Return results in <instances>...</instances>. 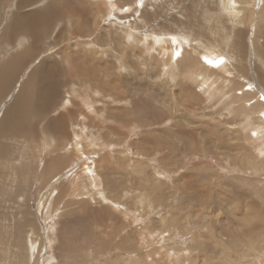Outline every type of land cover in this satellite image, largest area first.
Listing matches in <instances>:
<instances>
[{"label": "rangeland", "instance_id": "374dc122", "mask_svg": "<svg viewBox=\"0 0 264 264\" xmlns=\"http://www.w3.org/2000/svg\"><path fill=\"white\" fill-rule=\"evenodd\" d=\"M218 1H59L62 17L37 28L30 61L58 64L59 97L43 106L45 120L24 119L34 134H0L14 156L0 158V264H264V122L247 126L248 105L233 102L234 84L241 97L255 91L264 106V66L254 53L264 48V0H231L239 25ZM10 2L1 15L19 6ZM77 25L83 32L74 34ZM236 29L245 32L238 62L225 53L237 49ZM0 46H9L1 35ZM204 49L247 74L222 73ZM84 52L105 66L92 82L77 69L89 60ZM185 57L188 66L179 65ZM199 72L212 76L218 93L193 78ZM56 117L66 119V132L54 135L45 124ZM83 122L79 152L73 140ZM65 153L66 162H51ZM85 165L99 177L95 190L82 178Z\"/></svg>", "mask_w": 264, "mask_h": 264}, {"label": "bare ground", "instance_id": "6f19581e", "mask_svg": "<svg viewBox=\"0 0 264 264\" xmlns=\"http://www.w3.org/2000/svg\"><path fill=\"white\" fill-rule=\"evenodd\" d=\"M6 1L7 2H9V4L8 5H10L11 4V2H10V0H0V9L1 10H3V8H7L8 7V5H7V3H6ZM35 0H19V2H18V7L14 10V13L13 12H11V13H9V15H7V16H5V15H1L2 16V20H0V25H3L4 27H3V30L4 31H6L9 35H12V40L15 42V43H17V45H15V46H13V48H14V52H13V54L12 55H10L9 57H8V60H9V64L7 65V54L6 53H3L2 54V57L0 56V59H2V60H0V69H3L4 67V69L2 70V71H6L5 73H7L9 76H11V75H13L16 71H17V69H20L21 67V71L17 74V76H19L18 78H19V80L21 79L20 78V75L22 74V71H24V73H27V72H32L31 70L33 69L34 71H35V66H38V65H35V63H33V61L35 60L34 58H36V57H34L33 59H31L32 58V56H36L37 54H38V52L35 54V50H33V48H35V47H37L38 46V43L40 42V38L42 37L41 36V34H40V32H39V34H38V29L37 28H39L41 25H47V24H45V23H43L44 21H48V23L50 22V24H52V22H54V21H57V19L58 18H61L62 17V12H60L61 10H62V7L61 6H59V1L60 0H46L45 1V4H44V6L41 8V9H37V11H27V12H25V11H21V7H23V5H29V4H31V3H33ZM103 1H105V3L106 4H108V1H110V5H114V3H115V0L113 1V0H103ZM233 1V0H232ZM232 1L231 0H220V4L222 5V7H223V5L225 4L226 5V7L228 8H230V12H231V15L233 16V19L235 18H237V20H238V17H237V12L233 9V7H234V5H235V3H236V1L234 0V2L232 3ZM217 2H219L218 0H217ZM44 3V2H43ZM238 3H240L239 1H238ZM218 4V3H217ZM32 5V4H31ZM225 5H224V7H225ZM237 5V4H236ZM235 5V6H236ZM76 6V5H75ZM218 6H219V4H218ZM218 6H217V8H218ZM244 6V8H246V7H249V5L247 4V5H243ZM61 7V8H60ZM131 7V6H130ZM77 8V10H79V12L81 11L80 10V8L79 7H76ZM236 8H238V5L236 6ZM113 9V8H112ZM215 9H216V7H215ZM242 9H243V7H242ZM116 11H117V9H115ZM250 10V9H249ZM248 10V11H249ZM7 11V10H6ZM65 11H67V10H65ZM250 12V11H249ZM251 13V12H250ZM70 14V13H69ZM64 15V14H63ZM246 15V14H245ZM10 16V17H9ZM60 16V17H59ZM81 16V15H80ZM4 20V21H3ZM37 21H41V22H37ZM242 22V20H238V24L237 25H239L240 23ZM84 23H86V22H84ZM49 24V25H50ZM53 25V24H52ZM237 25H233V27H235V26H237ZM48 26V25H47ZM87 25H85V27H86ZM90 27H91V25H90ZM232 26H231V28H233ZM83 26L81 25V26H79V25H77L76 26V29H75V31L73 32L74 34L75 33H79V32H83ZM234 29V28H233ZM3 30H1L0 32L2 33L3 32ZM41 30V29H40ZM87 31V30H86ZM244 30L243 29H236V31L234 32V34H233V36L234 37H236L237 39H236V42H235V44H234V46H233V48L234 49H236L235 50V53H234V51L233 50H231V51H229V52H225V53H227V55L230 53V54H232L233 55V58H234V60H235V62H238V56H239V58L241 57V56H243V54H241V50H242V47H243V44H244V41H243V39H244ZM24 35V36H29L30 38H31V42H32V44L30 45V46H28L27 47V44H26V42H27V40H26V38L25 37H21V35ZM42 34H44L45 35V32L44 33H42ZM151 37V36H150ZM155 37V36H154ZM171 37V36H170ZM169 37V38H170ZM5 39V38H4ZM155 40H156V42L158 43V45L160 44H162L161 43V40L162 39H160V36L159 37H155L154 38ZM153 39V40H154ZM173 39H175L174 40V42H176V40L178 39V40H180V38H178V37H173ZM25 40H26V42H25ZM169 40V39H168ZM12 41V42H13ZM14 42H13V44H14ZM178 42V41H177ZM28 43V42H27ZM171 43V42H170ZM178 44V43H177ZM87 45V44H86ZM159 45V46H160ZM180 45V44H179ZM245 46V45H244ZM6 47V46H5ZM219 47V46H218ZM1 48V47H0ZM9 48H12L11 46H9ZM8 48V49H9ZM162 49H163V47H161ZM172 48V47H171ZM225 48V47H224ZM194 49V48H193ZM11 50V49H10ZM171 50V49H170ZM176 50H177V46H176ZM179 50V49H178ZM186 50V49H185ZM205 50V49H204ZM204 50H202V51H204ZM221 50H223V49H221ZM193 51H195V50H193ZM256 51V49L254 48V53L255 54H257L256 56H258V60L260 61L259 63H260V65H263L264 66V48H257V51ZM163 52H166V49L163 51ZM215 52V51H214ZM223 52H224V50H223ZM91 52H89V54H88V52H84V53H82L83 55H81V56H83V58L85 57V56H87V54H88V58H89V55L92 57V55L90 54ZM167 53H170V51L169 52H167ZM173 53V52H172ZM175 53V52H174ZM67 54V53H66ZM77 54V53H76ZM182 55V54H181ZM202 55V54H201ZM204 55H205V58H207V60H211V61H213V62H218V61H220V59L221 58H223V63H220L219 64V66H218V68L220 67V69L219 70H222L223 72L222 73H227V74H231V75H236V72H235V70L236 71H239V72H241V74L243 73V74H247V72L248 71H246V70H244L245 68L242 66V65H240L238 68L235 66V68H232L233 69V71L232 70H230L229 69V67H227L228 65H227V62H228V60H227V58L225 57V56H223L222 54H221V56H219V54H214L213 53V51H209L208 49H207V51L205 50L204 51ZM102 56V55H101ZM187 56V55H186ZM191 56V55H190ZM190 56H189V58H190ZM204 57V56H203ZM187 57H185V58H181V60H179L178 61V64L180 65V61H183L185 64H186V66H188V62L187 61H189V59H186ZM87 59V58H86ZM85 59V62H79V65L77 66V69L80 71V70H84V71H86V77L84 78V79H86L85 81H87V82H89L90 80H91V82H92V80H94V78L96 77V74H95V72L97 71V72H100V70L101 71H104V68H105V66H104V64L103 63H99V64H103V66H98V62L99 61H101V60H99V59H93V58H89V60L87 59L86 60ZM228 59H230V57L228 58ZM31 60H33L32 62H30ZM53 60V59H52ZM70 60V59H69ZM4 61V62H3ZM175 61V60H174ZM173 61V62H174ZM229 61H231V59L229 60ZM46 61H43V62H41V65L40 66H42V67H44V69H49L50 71L51 70H54L55 71V69H58V64H54V62L53 61H50V62H48V63H45ZM56 62V61H55ZM97 62V63H96ZM22 63H23V66H22ZM25 63V64H24ZM27 63V64H26ZM188 63V64H187ZM175 64V63H174ZM11 65V66H10ZM6 66H10V67H6ZM60 66V65H59ZM80 66V67H79ZM83 66V67H82ZM107 66V65H106ZM206 66V65H205ZM12 67H14V69H13V74L12 73H10L9 72V70H8V68L10 69V68H12ZM76 68V67H75ZM107 68V67H106ZM206 68V67H205ZM28 69V70H27ZM39 69V68H38ZM42 69V68H41ZM43 69V70H44ZM204 69V68H203ZM235 69V70H234ZM27 70V71H26ZM72 70V69H71ZM257 71H262V69L260 68V66L259 67H257V69H256ZM89 71H90V74L88 75V73H89ZM171 71V70H170ZM183 71H185L184 70V67H183ZM187 71V70H186ZM62 72V71H61ZM77 72V71H76ZM88 72V73H87ZM263 72V71H262ZM73 73V72H72ZM175 73V72H174ZM186 73V72H185ZM199 73H201V75H198V76H193V78L194 79H198V80H200V82L199 83H201V84H203L205 87H207L208 89H210L209 91V93L211 94V95H215V92H217L218 91V88H216L217 87V85L216 86H214L216 89H217V91L215 90V88L213 89V85H211V83L213 84L214 82L213 81H210L211 80V78H212V76L211 75H209L208 74V72L207 73H202V72H199ZM16 74V73H15ZM80 74V73H79ZM78 74V75H79ZM83 74V73H82ZM182 74H184L183 72H182ZM197 74V73H196ZM43 75V74H42ZM53 75V74H52ZM185 75H187V73L185 74ZM230 75V76H231ZM57 76H59V74L57 75ZM80 76V75H79ZM211 76V77H210ZM47 77V76H46ZM99 77H101V76H99ZM234 77V76H233ZM3 78V75H2V72H0V80ZM24 78V77H23ZM50 79H51V77H49ZM34 79V78H33ZM196 79V80H197ZM22 80V79H21ZM57 80V79H56ZM101 80V79H100ZM226 81V79L225 78H223V81ZM17 82H19L18 80H16ZM62 81V80H61ZM232 81V79L230 80V82ZM26 82V81H25ZM37 82H38V80H37ZM86 82V83H87ZM98 82V81H97ZM59 83V82H58ZM225 83H227V82H225ZM261 83L264 85V78L262 79V81H261ZM45 84V83H44ZM98 84V83H97ZM30 86V85H29ZM60 86V85H59ZM227 86H229V85H227ZM3 87V86H2ZM43 87V86H42ZM102 87V86H101ZM106 87V86H105ZM204 87V88H205ZM225 87V86H224ZM34 88V87H33ZM18 89V88H17ZM80 89V88H79ZM103 89V88H102ZM101 89V90H102ZM233 89L236 91V93L234 94V95H237V97H233V102H235V103H237V104H239L240 106H242L244 103L245 104H247L248 105V107H247V111H248V113H249V115H246V117H248V119L247 120H249L248 121V123H247V126H249V127H253V125H252V122H260V121H263L264 122V117L263 116H261V114H264V106H262V103H258L257 102V94H256V92L255 91H249V95H247V96H245L244 97V94H243V97H241L242 95L239 93V91H238V87H237V85H234L233 84ZM250 89V88H249ZM248 89V90H249ZM252 89V88H251ZM51 90H52V88H51ZM92 90V89H91ZM104 90V89H103ZM232 90V89H231ZM233 91V90H232ZM0 92H1V90H0ZM13 92V91H12ZM21 92V91H20ZM85 92V91H84ZM220 92H222V91H220ZM238 92V93H237ZM6 93V92H5ZM22 93V92H21ZM37 93V92H36ZM57 93V92H56ZM121 93V92H120ZM218 93V92H217ZM242 93V92H241ZM248 93V92H247ZM3 94V93H2ZM34 94V93H33ZM91 94V93H90ZM90 94H89V96H90ZM233 94V92L231 93V95ZM38 95V94H37ZM53 95V94H52ZM52 95H50V92L48 93V99L46 98V94H44V98H41V101H37L36 103H33L32 104V108L34 109V110H41L42 111V113L41 114H39L38 115V117L40 116V115H42V116H44L43 118H44V120L46 119L45 117H47V113L46 112H44V110H43V106L45 105V104H47V105H53L54 104V102L52 103V98L50 97V96H52ZM81 95H84L85 97H87V95L85 94V93H81ZM96 95V94H95ZM224 95V94H223ZM41 96V95H40ZM58 96V95H57ZM123 96V95H122ZM239 96V97H238ZM23 97V96H22ZM39 97V96H38ZM37 96H36V98H38ZM75 97V96H74ZM92 97V96H91ZM211 97V96H210ZM251 98H253L254 99V101H252L251 100ZM81 100H83L84 102H86L87 100H86V98H80ZM91 99V98H90ZM36 100V99H35ZM225 100V99H224ZM8 101V100H7ZM7 101L5 102V103H3V106H4V108L3 109H0V116H2V118H1V123H0V134H1V136L2 135H6V134H9L10 136H12L13 134L12 133H10V131H13V133H16V132H20V134H23V133H30L29 132V129L31 130L32 129V124L31 125H29L30 127H29V129H28V125L26 124V121L24 122L23 121V123L21 122V121H19L17 118H15V117H22V116H24L25 114H26V111H27V107L28 106H22V107H19V106H16V105H13V106H11V107H9V104H7ZM45 102V103H44ZM84 102H83V105H85L84 104ZM91 102V101H90ZM232 102V101H231ZM230 102V103H231ZM37 103H39V104H37ZM90 105H91V103H89ZM242 104V105H241ZM19 105V104H18ZM27 105V104H26ZM88 105V104H87ZM236 105V104H235ZM2 107V106H1ZM29 108V109H32V108ZM88 107H86V109H87ZM239 108V107H238ZM29 109H28V111H29ZM89 109V108H88ZM247 113V112H246ZM247 113V114H248ZM97 115V114H96ZM30 116H31V114H30ZM99 116V114L97 115V117ZM25 117V116H24ZM110 117V116H109ZM118 117L120 118V120L122 121L123 119H121V116L118 114ZM60 118V117H59ZM59 118H53V120H52V123L53 124H49V125H46L47 124V122L46 121H44V122H46V124H45V128H46V130H48L49 132H53V133H51V134H59V132H61V128H63L64 130L66 129V126L64 125L66 122H65V120L66 119H64L63 117H62V119L64 120H59ZM106 118V117H105ZM38 119V118H37ZM57 119V120H56ZM101 119V118H100ZM24 120V119H23ZM70 120V119H69ZM103 120V119H102ZM106 120V119H105ZM104 120V121H105ZM109 119H107L106 120V122L108 121ZM13 121H15V122H13ZM38 121V120H37ZM50 121H51V119H50ZM96 121V120H95ZM118 121V120H117ZM125 121V120H124ZM124 121H122L123 123H124ZM28 122V121H27ZM101 122V121H100ZM31 123V122H30ZM37 123V122H36ZM103 123V122H102ZM119 123V122H118ZM85 124H87V123H84L83 122V124L81 123V124H79V126H80V128H78L79 130L77 131V133L80 131V129H81V131H80V133H76V135H75V137H74V148H75V150L76 151H81V143L79 142V141H83L84 140V138H85V136H84V132L86 131L85 129V127H86V125ZM106 124V123H105ZM249 124V125H248ZM261 126L262 125H264V123H262V124H260ZM76 126V125H75ZM78 126V125H77ZM76 126V127H77ZM109 126V125H108ZM76 127H75V129H76ZM256 128V132L254 131V136L253 137H256V136H258V134H260V132H259V130H260V126H257V127H255ZM75 129H74V131H75ZM252 129V128H251ZM65 132H66V130H65ZM91 132V131H90ZM32 133L34 134V130L32 131ZM92 133V132H91ZM15 136V135H14ZM57 136V135H56ZM90 136V135H89ZM99 136V135H98ZM58 137H61V136H58ZM87 137H88V134H87ZM259 137V136H258ZM94 138L95 137H93V138H91V139H89V142H90V147L92 148V146H93V148L95 149V148H97L96 146V142H94ZM256 140H257V137L255 138ZM259 139V138H258ZM262 142H264V141H262ZM45 144H44V146H46V148H49L48 147V145H47V143L46 142H44ZM66 145H67V143H65ZM261 144V143H260ZM259 144V145H260ZM2 145V144H1ZM0 145V158L1 157H3L4 159L6 158V159H8V158H10L11 156H12V150L11 149H5V148H2V146ZM58 145V144H57ZM49 146H50V143H49ZM102 146V145H101ZM65 147V146H64ZM64 147H61L60 149H63ZM59 148V147H58ZM67 148V147H66ZM101 148V147H100ZM261 148L262 149H260V150H264V144H262V146H261ZM68 149V148H67ZM73 149V148H72ZM74 150V149H73ZM175 153V152H174ZM67 153H65V154H61V155H58L57 157H54V161H51L54 165L56 164H61V163H64V162H66L67 161ZM79 156V158H81V156H83V154L81 153V156L80 155H78ZM12 157H14V156H12ZM49 165V167L51 166V164H48ZM89 167H91L90 165H89ZM84 168H88L87 167V165H85V167ZM81 172V171H80ZM83 173H84V177H82L83 179H89L90 180V185H91V187H92V189H96V185H94V184H92V182L94 183V180H96V178H99V177H97V174L94 172V169H90V168H88V169H86V170H84L83 171ZM63 174H65V173H63ZM95 174V175H94ZM75 175V174H74ZM67 176V175H66ZM76 176V175H75ZM72 177V176H71ZM77 177V176H76ZM78 178H81V177H78ZM81 178V179H82ZM70 179V178H69Z\"/></svg>", "mask_w": 264, "mask_h": 264}, {"label": "crops", "instance_id": "0c3cea01", "mask_svg": "<svg viewBox=\"0 0 264 264\" xmlns=\"http://www.w3.org/2000/svg\"><path fill=\"white\" fill-rule=\"evenodd\" d=\"M27 9V8H26ZM28 10V9H27ZM33 12V11H32ZM0 15H1V11H0ZM37 22H41V21H37ZM43 23L47 24V25H41L40 26V29H44V28H48V29H51L52 25L50 23H48V21H44ZM50 24V25H49ZM48 33V32H47ZM45 34H46V31H45ZM1 37L5 38L4 39V42L5 43H8L9 46H11L12 48H9V46H7L5 49H1L0 48V52L1 50H3L2 54L3 53H6L7 55V65L9 64V60H8V57L10 55L13 54V46L17 45V43H15L13 40H12V35H9L6 31L3 30L2 33H0ZM21 35V34H20ZM44 35V34H43ZM57 38V37H56ZM14 44H13V42ZM1 47V46H0ZM9 48V49H8ZM11 49V50H10ZM36 49V50H35ZM33 50H35V54L38 52V48L35 47L33 48ZM2 54L0 55L2 57ZM35 56V55H34ZM2 60V59H0ZM4 62V61H3ZM25 64V63H24ZM27 64V63H26ZM40 65H41V62H40ZM35 66V71L32 69L31 71L32 72H27V73H24V71H22V77L20 75V78H22L21 82L22 83H19L20 80H19V76H17V74L21 71L20 69H17V71L13 74V69L14 67L12 68H8L9 72L12 73L13 75L9 76L7 73H5L6 71H2L3 69H0V72H2V75H3V78L0 80V107L3 103H5L7 100V104H9V107L13 106V105H16V106H19V107H22V106H28L29 108L32 106L33 103H36L37 101H41V98H44V94H46V98L48 99V93L50 92V96L52 98V103L54 102V104L56 103V99L57 97H59V92H57L59 90V85H62V82H60V84L58 85V78L56 77V73H58V69H55L54 70H49V69H44V67L42 66ZM11 66V65H10ZM10 66H6V67H10ZM22 66H23V63H22ZM39 68V69H38ZM42 68V69H41ZM44 69V70H43ZM43 74V75H42ZM53 74V75H52ZM47 76V77H46ZM51 77V79L49 78ZM34 78V79H33ZM57 79V80H56ZM16 80H18L19 82H17ZM38 80V82H37ZM26 81V82H25ZM17 83H19V86L16 88L17 86ZM45 83V84H44ZM30 85V86H29ZM3 86V87H2ZM43 86V87H42ZM34 87V88H33ZM52 88V90H51ZM13 91V92H12ZM22 93H21V92ZM6 92V93H5ZM37 92V93H36ZM57 92V93H56ZM3 93V94H2ZM34 93V94H33ZM38 94V95H37ZM41 95V96H40ZM58 95V96H57ZM23 96V97H22ZM36 96L38 98H36ZM7 98V99H6ZM36 99V100H35ZM40 103V102H39ZM37 103V104H39ZM45 103V102H44ZM6 104V103H5ZM19 104V105H18ZM27 104V105H26ZM41 104V103H40ZM53 104V105H54ZM27 107V111H26V114L22 117H15L17 118L19 121H21L23 123V119L25 118H28L30 120L31 117H34V116H37L39 114L42 113L41 110H34L32 107V109H29ZM51 107V106H49ZM2 108V107H1ZM0 108V109H1ZM29 109V111H28ZM49 109H47L46 111L48 112ZM31 114V116H30ZM42 116V115H40ZM43 117V116H42ZM1 118L2 116H0V123L2 122L1 121ZM26 121V120H25ZM15 122V121H13ZM31 122V121H29ZM32 124H33V120H32ZM32 127V126H31ZM29 131H33V127L32 129ZM10 133H12L13 135L16 134V133H13V131H10ZM33 134V133H32ZM32 134H31V137H32ZM21 135V134H19ZM30 136V135H29Z\"/></svg>", "mask_w": 264, "mask_h": 264}, {"label": "snow or ice", "instance_id": "6c2138e0", "mask_svg": "<svg viewBox=\"0 0 264 264\" xmlns=\"http://www.w3.org/2000/svg\"><path fill=\"white\" fill-rule=\"evenodd\" d=\"M125 11H127V9H125ZM205 59H206L207 63H209V64H211L213 66H217V67L219 66L220 63H223V58H221L220 61H218V62H213L211 60H207V58H205Z\"/></svg>", "mask_w": 264, "mask_h": 264}]
</instances>
